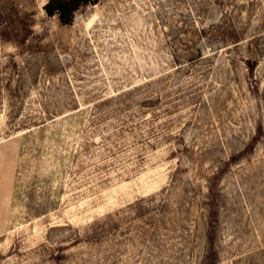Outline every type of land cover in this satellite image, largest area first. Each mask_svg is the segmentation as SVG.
<instances>
[{
    "label": "rangeland",
    "instance_id": "374dc122",
    "mask_svg": "<svg viewBox=\"0 0 264 264\" xmlns=\"http://www.w3.org/2000/svg\"><path fill=\"white\" fill-rule=\"evenodd\" d=\"M0 0V264H264V0Z\"/></svg>",
    "mask_w": 264,
    "mask_h": 264
},
{
    "label": "trees",
    "instance_id": "16d2710c",
    "mask_svg": "<svg viewBox=\"0 0 264 264\" xmlns=\"http://www.w3.org/2000/svg\"><path fill=\"white\" fill-rule=\"evenodd\" d=\"M99 0H49L45 10L49 15H58L62 24H70L75 13L84 6L97 3Z\"/></svg>",
    "mask_w": 264,
    "mask_h": 264
}]
</instances>
